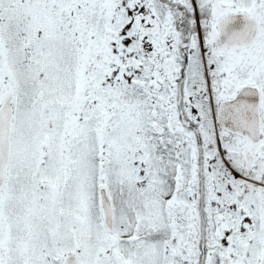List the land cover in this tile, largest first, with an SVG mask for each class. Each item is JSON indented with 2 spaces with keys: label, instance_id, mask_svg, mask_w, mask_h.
I'll return each mask as SVG.
<instances>
[{
  "label": "snow or ice",
  "instance_id": "snow-or-ice-1",
  "mask_svg": "<svg viewBox=\"0 0 264 264\" xmlns=\"http://www.w3.org/2000/svg\"><path fill=\"white\" fill-rule=\"evenodd\" d=\"M0 264H264V0H0Z\"/></svg>",
  "mask_w": 264,
  "mask_h": 264
}]
</instances>
